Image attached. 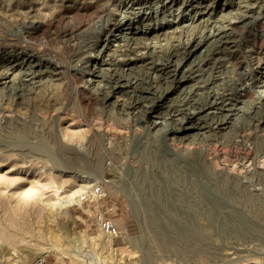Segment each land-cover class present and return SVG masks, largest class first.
<instances>
[{
	"label": "rangeland",
	"instance_id": "1",
	"mask_svg": "<svg viewBox=\"0 0 264 264\" xmlns=\"http://www.w3.org/2000/svg\"><path fill=\"white\" fill-rule=\"evenodd\" d=\"M213 1L214 13L206 17L210 20L235 16L237 5L244 0ZM19 2L0 0V63L22 61L32 53L44 56L39 45L24 44L19 25L33 18L44 20L51 10L41 8L42 12H36L39 15L29 18ZM159 8L160 5L146 7L141 14H155ZM118 16L134 21V28L140 26L134 14ZM199 16L183 5H175L142 31L168 25L189 27ZM17 17L18 21H14ZM69 21L65 13L60 25ZM205 33L216 35L213 28H207ZM232 34L237 45L234 72L219 80L216 89L238 91L240 86H248L239 100L228 102L248 112L240 118L233 115L230 121L235 126L248 127L247 133L253 131L251 134H259L262 140L264 117L253 110L258 95L264 92V9L241 20ZM36 38L33 41L43 39V32ZM49 38L52 50L59 49L60 44ZM207 47L210 44H203L187 61L177 60V69L188 71ZM95 52L91 53L94 58ZM63 61L67 63L66 58ZM69 74L63 70L62 80L41 83L42 87L39 85L38 90L34 88L21 98L0 85V264H36L39 257L45 258L46 264H87L90 256L101 264H264V193L256 207L236 203L231 182L220 180L217 186L190 156L169 146L163 132L156 138L149 134L144 144L145 141L130 140L131 132L126 129L120 135L123 138L118 136L120 129L113 125L109 133L122 142L128 137L127 154L117 155L119 144L114 141L112 153H98L87 143L88 124L92 121L97 125L101 113L106 116L114 112H109L108 103L92 93L94 84ZM130 119L136 118L132 114ZM138 124L143 127L145 121L138 119ZM255 141L260 144L259 137ZM76 151L82 155L80 161ZM241 157L231 154L229 159L240 161ZM76 173L86 178H75ZM101 182L110 195L98 208L107 210L114 205L122 229V236L115 240L107 239L98 230L87 205L81 204L83 192ZM58 202L68 205L63 209Z\"/></svg>",
	"mask_w": 264,
	"mask_h": 264
},
{
	"label": "bare ground",
	"instance_id": "2",
	"mask_svg": "<svg viewBox=\"0 0 264 264\" xmlns=\"http://www.w3.org/2000/svg\"><path fill=\"white\" fill-rule=\"evenodd\" d=\"M214 2L20 0L19 5L22 7L23 3L29 18H33L36 12H42L43 9L51 10L47 17L44 16V20L33 18L34 20H24L19 25L24 44L27 47L39 45L40 50L44 51V56L41 58L37 53L30 51L32 55L23 57L22 61H10L5 64L1 61L0 68L3 67L0 70V85L10 89L12 96L21 98L27 95L25 93L37 89L39 85L42 87L41 83L46 85V82L56 83L62 80L63 70L70 73L69 76L73 73L84 82L94 84L92 93L105 104L108 103L109 112H114L106 116L101 113L96 119L99 120L97 125L92 121L87 123L90 131L88 137L86 136L87 143L98 153L100 151L105 154L108 150L112 153L114 141L119 144L116 154H127V135L126 141L120 140V137H124L120 136L123 129H126L127 133L131 132L130 140L145 141L144 144L149 134L156 138L163 132L166 143L175 148V151H182L190 156L217 186L220 185V180L231 182L236 203L256 207L261 203L259 196L264 193V139L260 140L259 134L252 135L253 131L247 133L245 130H248V127L233 125L231 116L239 115L240 118L248 111L228 103L239 100L243 92L248 91V86L242 85L238 91H219L216 89V83L227 73L234 72L233 53L237 46L232 34L234 26L264 9V4L261 5L264 0L241 1L237 5L235 16L225 15L210 20L206 17L214 13ZM179 4L200 14L196 23L185 28L168 25L161 26L158 30L142 31L150 26L158 15L169 12ZM153 5H160L155 14H141L143 9ZM65 13L69 15L70 21L60 25ZM119 13L134 14L140 26L134 28L136 23L124 21L118 16ZM15 18L14 21H18L20 17ZM207 28H213L216 35L211 37L206 34ZM125 29L130 31L129 35L125 33ZM134 29L137 30L136 33ZM116 31L120 33L116 34ZM39 32H43L44 38L33 41L38 39L36 35ZM49 37L60 44L59 49L54 48L56 51L50 47ZM152 39L155 41H151ZM57 44L54 46H58ZM203 44H210V47H207L206 53L197 62L192 63L188 71L177 69V60H189ZM93 51L97 54L95 58L94 54H91ZM64 58L67 63H64ZM250 59L254 62L252 56ZM106 64H109V67H102ZM255 64H258L256 60ZM97 66L100 69H97ZM176 93L178 94L175 95ZM254 107L253 111L261 113L263 118L264 92L258 95ZM132 114L136 118L133 121L130 119ZM138 119L145 121L143 127L138 124ZM113 125L120 129V137L111 134L112 128V131H109V127ZM237 131L240 135H235ZM257 137L259 145H256ZM76 154L79 155L80 161L79 157L82 155L79 152ZM231 154L242 156L241 160H230ZM84 175L73 174L75 178L80 179H85ZM192 188L197 192L195 187ZM197 196L199 197V194ZM58 204L63 209L68 205L60 202ZM65 212L68 213L67 210ZM81 243L78 245L80 248ZM101 263L102 261L90 256L87 264Z\"/></svg>",
	"mask_w": 264,
	"mask_h": 264
},
{
	"label": "built area",
	"instance_id": "3",
	"mask_svg": "<svg viewBox=\"0 0 264 264\" xmlns=\"http://www.w3.org/2000/svg\"><path fill=\"white\" fill-rule=\"evenodd\" d=\"M103 182L96 183L83 192L81 204L87 205V212L99 231L109 240H115L122 236V229L116 219L114 205L109 206L107 210L99 209L101 201L109 197ZM36 264H46L45 258H37Z\"/></svg>",
	"mask_w": 264,
	"mask_h": 264
}]
</instances>
